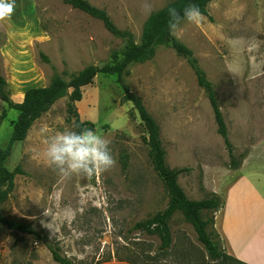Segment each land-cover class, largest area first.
Masks as SVG:
<instances>
[{"label":"rangeland","instance_id":"obj_1","mask_svg":"<svg viewBox=\"0 0 264 264\" xmlns=\"http://www.w3.org/2000/svg\"><path fill=\"white\" fill-rule=\"evenodd\" d=\"M87 1L139 42L147 17L173 0ZM15 4L12 17L0 21V73L15 103L27 89L46 86L54 74L68 80L70 73L101 66L123 48L100 21L62 0ZM203 17L199 24L183 23L174 38L192 51L215 90L238 169H231L193 71L169 46L157 47L151 60L130 65L124 83L158 124L167 165L184 169L178 183L189 199L222 196L242 176L264 195V0H217ZM122 94L115 76L99 74L74 103L79 119L92 122L94 131L111 141L117 163L108 171L65 179L44 162L47 138L73 129L66 97L14 144L5 167L12 171L20 165L23 174L15 176L2 211L10 220L30 223L46 242L0 225V264H58L47 244L72 264H213L179 213L169 223L172 246L164 254L157 252L156 236L131 231L162 211L167 195L149 162L139 118L130 103H121ZM2 109L0 147L8 143L16 117L0 102V115ZM45 208L53 215H45Z\"/></svg>","mask_w":264,"mask_h":264},{"label":"trees","instance_id":"obj_2","mask_svg":"<svg viewBox=\"0 0 264 264\" xmlns=\"http://www.w3.org/2000/svg\"><path fill=\"white\" fill-rule=\"evenodd\" d=\"M72 9L78 10L93 19L100 21L105 30L113 37L123 41V48L112 52L110 60L101 65H89L82 70L68 75V80L61 75L54 74L49 83L43 87L27 89L23 100L15 103L10 99L7 82L0 73V102L7 109L16 113L11 121V134L8 143L0 147V225L7 230L22 234L33 235L36 239L46 242V238L35 231L30 223L14 221L7 218L2 211L3 204L14 189V178L23 174L18 165L12 171L5 167L6 160L10 157L14 144L22 142L33 123L45 114L59 99L67 98V114L74 119L73 130L79 131L83 127L94 130V124L90 121H81L75 109L74 103L81 101L82 88L91 84L97 75L115 76L116 82L122 89L121 103H130L132 111L136 113L145 133L143 142L147 147V156L153 172L161 181L167 195L166 207L151 217L135 223L131 231L144 232L156 236L159 245L157 252L166 253L172 246V238L169 223L176 213L191 225L198 242L203 246L207 259L213 264H246L226 254L222 240L214 229L215 214L223 208L224 201L216 193L201 200L189 199L178 183V176L184 169H172L166 163V152L160 139V129L154 118L146 110L142 100L131 93L124 83V77L128 74L127 68L132 64L144 63L151 60L159 46H169L177 56L182 57L193 71L196 83L201 88L210 105L217 134L222 138L229 153L231 169L239 167L238 161L233 157V149L228 140L227 128L219 108L215 90L211 82L206 78L205 72L200 68L192 51L169 34L168 8L176 7L182 10L191 2L199 6L203 16H208V6L217 0H173L159 10L152 12L145 20L139 42L127 30L119 29L105 12L90 4L87 0H62ZM41 59L48 63L47 57L40 55ZM5 116V110H1L0 120ZM122 167L127 165V156H121ZM52 254V259L58 264H72L65 257H61L57 249L47 244ZM154 260V259H152ZM135 264V263H131Z\"/></svg>","mask_w":264,"mask_h":264},{"label":"clouds","instance_id":"obj_3","mask_svg":"<svg viewBox=\"0 0 264 264\" xmlns=\"http://www.w3.org/2000/svg\"><path fill=\"white\" fill-rule=\"evenodd\" d=\"M15 7V0H0V21L9 20ZM167 12L169 34L176 38L180 37L183 23L199 24L204 19L199 6L191 2L182 10L169 7ZM110 144V140L91 128L83 127L79 131L65 128L47 138L42 155L44 162L62 178L69 179L73 175L90 178L116 165ZM44 214L53 215L48 208L44 209Z\"/></svg>","mask_w":264,"mask_h":264},{"label":"crops","instance_id":"obj_4","mask_svg":"<svg viewBox=\"0 0 264 264\" xmlns=\"http://www.w3.org/2000/svg\"><path fill=\"white\" fill-rule=\"evenodd\" d=\"M221 197L224 206L215 214L214 229L226 254L246 264H264V195L242 176Z\"/></svg>","mask_w":264,"mask_h":264}]
</instances>
